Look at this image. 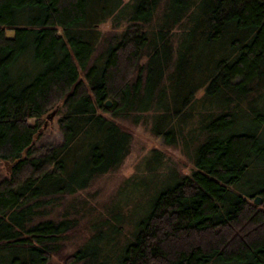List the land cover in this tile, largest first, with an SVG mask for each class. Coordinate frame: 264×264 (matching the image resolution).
<instances>
[{
  "label": "trees",
  "instance_id": "1",
  "mask_svg": "<svg viewBox=\"0 0 264 264\" xmlns=\"http://www.w3.org/2000/svg\"><path fill=\"white\" fill-rule=\"evenodd\" d=\"M107 18L124 23L103 36ZM54 106L62 138L36 147ZM116 116L149 123L193 162L147 185L134 221L121 191L102 212L67 198L127 153ZM145 158L165 170L162 150ZM5 159L0 264H264V0H0ZM82 208L89 233L65 252Z\"/></svg>",
  "mask_w": 264,
  "mask_h": 264
},
{
  "label": "rangeland",
  "instance_id": "2",
  "mask_svg": "<svg viewBox=\"0 0 264 264\" xmlns=\"http://www.w3.org/2000/svg\"><path fill=\"white\" fill-rule=\"evenodd\" d=\"M123 23L124 21L121 22V26ZM121 26L114 24L111 18H107L99 23L101 35L103 36L114 33ZM12 31V28L6 29L7 33H12ZM103 36L102 39L98 41L92 55L103 46ZM60 113V111L56 110L52 117L49 118L46 116V113L41 115L43 124H41L39 128V135L34 142L36 147L40 145L44 146L49 142L61 140L62 132L57 120ZM116 118L123 122L131 131L128 151L124 158L118 166L97 176L87 187L69 194L67 198L85 199V206L88 208L91 206V212H97L98 210H101L102 212L110 204H114L115 201L116 203L118 202L115 199V194L116 191L119 193L121 191V196L124 200L129 199L133 202L128 214L129 219L134 221L147 207L148 197L143 193L147 185L158 188L170 180L172 174L169 173L173 169L171 168L172 166L182 172H188L193 167V162L189 155L183 152L178 145L166 143L163 141L161 135L152 132L149 123L147 124L140 121L134 122L130 117L116 116ZM33 119V117L29 118L30 121ZM153 148H158L164 153V164H162V169L165 170L163 171H161V169L160 171H156L154 169L149 170L146 168L145 156ZM7 164L8 168L6 167L4 160H2L0 162L1 169H10L12 164L10 162ZM142 167L145 168L144 171H142ZM137 172L141 178L137 187L131 189L129 184L121 183L125 177ZM120 187H122L121 190H119ZM81 211L86 214V216L85 214H83L84 216H80V221L84 226L75 236L71 235L69 239H67V246L64 248V251L66 250L65 252L71 251L76 244H78L89 233V229L87 228V225H85L88 211H85L83 208ZM60 256L61 255L59 254H53L51 257L52 263L65 264L63 258Z\"/></svg>",
  "mask_w": 264,
  "mask_h": 264
},
{
  "label": "water",
  "instance_id": "3",
  "mask_svg": "<svg viewBox=\"0 0 264 264\" xmlns=\"http://www.w3.org/2000/svg\"><path fill=\"white\" fill-rule=\"evenodd\" d=\"M105 102H106L107 104H110V103H111L110 98H106V99H105ZM56 109H57V106H54L53 108H51L49 111L46 112V116H47L48 118H49V117H52V115L56 112ZM8 162H10L11 164L13 163V162H11V161L5 159V160H4V163L6 164V167H7V168H8V164H7ZM253 200H254L255 202H260V200H261V195H260L259 193L255 194L254 197H253Z\"/></svg>",
  "mask_w": 264,
  "mask_h": 264
}]
</instances>
